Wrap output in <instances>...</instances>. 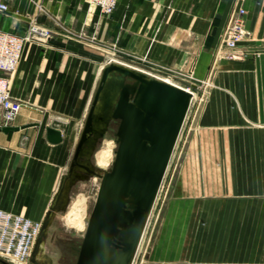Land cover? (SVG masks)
Instances as JSON below:
<instances>
[{"label":"crops","instance_id":"crops-1","mask_svg":"<svg viewBox=\"0 0 264 264\" xmlns=\"http://www.w3.org/2000/svg\"><path fill=\"white\" fill-rule=\"evenodd\" d=\"M5 1L8 11L0 14L1 29L24 36L35 27L37 33L25 44L11 77L10 94L19 110L8 126L11 130L0 128V209L33 221L43 219L65 180L72 148L81 137L94 88L110 56L128 61L146 76L153 73L158 75L154 79L167 77L179 85L190 76L202 82L211 67L227 66H214L213 51L235 0H118L110 15L88 0ZM244 6L247 26L263 36L257 29L264 28V21H257L264 20V0H244ZM100 101L98 107L103 97ZM250 104L264 107L255 101L209 100L207 107L219 109V115L202 118L224 123L220 139L244 141L248 132L234 136L227 124L248 119L244 109ZM255 115L264 119L263 110ZM102 122H97L100 129ZM48 129L58 132L57 142L48 140ZM219 150L225 156L264 155L259 147L226 144ZM211 166L207 199L194 203L207 205L209 219L225 221L224 231L193 229L194 263L264 264V166ZM191 170L195 175L201 169L186 165L184 185ZM218 234L225 242L213 239Z\"/></svg>","mask_w":264,"mask_h":264},{"label":"rangeland","instance_id":"rangeland-1","mask_svg":"<svg viewBox=\"0 0 264 264\" xmlns=\"http://www.w3.org/2000/svg\"><path fill=\"white\" fill-rule=\"evenodd\" d=\"M239 7L245 9L241 40L233 49L219 46L225 22L213 51L212 63L214 66L217 65V62H223L227 66L223 70H220L219 66L211 67L210 73L202 82L196 81L192 76L183 81L195 85L194 88L180 84L192 92L190 93V108H188L168 159L161 183L145 212L139 235L136 234L129 240L130 246L126 254L122 256L108 248L105 233L101 232L103 235H100V231L97 229L103 216L95 213L98 201L103 198L101 191L108 190V186L103 183V178L112 173L116 153L122 146V138H124V136L118 135V127L121 126L122 119L111 116L108 118L109 114L107 113L109 109L114 112L121 104L123 105V101L117 103L120 87L125 85L133 90L136 83L130 75L112 71L106 76L105 84L107 87L105 86L99 92L97 88L101 75L98 77L85 116L87 117L90 113V107H93L95 133L99 132L86 146L89 154L79 157L74 163L77 143L74 144L71 151L72 157L70 156L72 160L69 161L70 165L67 166L68 169L65 174V185L71 181L70 186L61 188L62 180L56 189V197L46 206L43 219L39 221L29 219L31 222L40 225V231L24 264H200L199 262L194 263L192 259L193 229L208 230L210 227H217L220 233L224 231L225 223L222 220L209 219L205 213L207 211L205 203H194L207 199L205 189L210 187L208 168L211 165L217 168L226 162H247L264 166V155L225 156L219 154V148L226 147V144L227 146L264 149V119L262 117L257 119L255 115L257 109L264 111V107L257 108L250 104L244 109L249 112L248 119L225 123L229 125L227 127L232 126L234 136L236 132H248V138L244 141L234 139V141L227 142L220 139L224 132L219 128L224 127V123L219 119L215 122V119L210 121L208 118H202V116L219 115V109L207 107L209 100H229L231 102L247 100L259 102L262 105L264 103V28L257 29L263 36L255 34V31L250 29L246 23L247 10L244 6V0H235L232 10ZM261 15L263 18L264 11ZM263 21L257 22L261 24ZM106 62L110 63L108 65L114 64L144 74V70L116 57L110 56ZM191 68L190 74L193 73ZM150 74L158 76L153 73ZM144 75L146 76V74ZM152 76L147 75L146 77L154 79ZM157 79L162 80L163 78L158 77ZM166 79L168 78L166 77ZM101 97H103V106L98 107L101 103ZM131 100H134L132 92ZM99 116L106 123L103 129L97 125ZM215 128L218 129L215 130ZM91 136L93 138L95 135ZM102 150H108V153L105 162L100 164L97 162V156ZM186 165H195L201 170L195 172V175L192 170L188 172V184L186 181L187 185H184L182 182L183 169ZM194 190L197 192L194 193ZM125 199L128 200L129 198L126 197ZM76 201H79L82 208L78 220L71 224L67 222L66 215ZM124 206L132 210L129 202H126ZM90 221H92L91 224ZM85 228L88 229L86 234H84ZM203 238L205 239L202 236V240ZM120 239L124 245L126 240H123L124 237ZM213 239H216V242H225L224 235L218 234L213 236ZM84 248L87 251H84ZM3 262L16 264L9 259L0 257V264Z\"/></svg>","mask_w":264,"mask_h":264},{"label":"water","instance_id":"water-1","mask_svg":"<svg viewBox=\"0 0 264 264\" xmlns=\"http://www.w3.org/2000/svg\"><path fill=\"white\" fill-rule=\"evenodd\" d=\"M112 71L128 74L135 79L136 83L131 91L134 94V100L129 103L125 101L114 112L109 109L107 113L108 118L111 116L122 119L118 135L124 138H122V146L116 153L112 173L103 178V183L108 186V190L101 191L103 198L96 205L95 213L103 216L99 217L101 218L100 226L97 229L99 231L104 227L110 230L116 225L122 229H128V226L136 223L134 231L138 234L145 212L166 170L168 159L188 111L191 95L166 82L148 78L142 73L114 64L108 65L103 70L98 92L105 88L106 76ZM183 83L186 86L195 87L188 82ZM122 94L123 99L126 100L128 94L126 89ZM93 109L90 107L91 111L86 117L75 149L74 163L79 157L89 154L86 146L99 133H95ZM100 119L99 116L98 121L103 120V118ZM4 130L8 131L11 128L6 127ZM91 135L95 136L92 138ZM47 138L50 142H57L58 132L48 129ZM70 182L65 185L64 180L60 185L61 188H68ZM126 197L129 199L126 200ZM106 200L110 202L106 203ZM126 202L131 204L132 211H124ZM3 264L6 263L3 262Z\"/></svg>","mask_w":264,"mask_h":264},{"label":"built area","instance_id":"built-area-1","mask_svg":"<svg viewBox=\"0 0 264 264\" xmlns=\"http://www.w3.org/2000/svg\"><path fill=\"white\" fill-rule=\"evenodd\" d=\"M117 1L89 0V3L100 13L110 15L115 10ZM7 11L6 1L0 0V14ZM244 15L243 7L230 12L219 41L221 48L233 49L237 46L243 34ZM36 33L37 29L30 27L26 35L18 36L0 27V128L10 126L19 110V103H16L10 94L11 77L22 59L25 44ZM39 231L38 223L31 222L22 215L0 209V257L16 264H24L31 253Z\"/></svg>","mask_w":264,"mask_h":264},{"label":"flooded vegetation","instance_id":"flooded-vegetation-1","mask_svg":"<svg viewBox=\"0 0 264 264\" xmlns=\"http://www.w3.org/2000/svg\"><path fill=\"white\" fill-rule=\"evenodd\" d=\"M126 89L127 91V95H126V100L123 99V90ZM131 87L125 86L123 85L122 87H120L119 89V98L117 99V103H120L121 101H123V103L126 102H132L131 100ZM120 127H118L119 130ZM117 130V132H118ZM124 211H132L130 210L127 206H124ZM130 225V224H129ZM133 226V227H132ZM132 226H128V229H122L119 226H115L114 228H111L110 230H106L104 227L101 228L100 231V235H103V233L105 232V238L107 240V244H108V248H110L111 251L115 252V253H119L122 256L124 254H126V252L128 251V248L130 246V242L129 240H131L136 234L134 229L136 228V223H132ZM86 230H88L87 228H85V232L84 234H86ZM103 232V233H101ZM121 237H124L123 240H126V243L123 245L121 242ZM84 251H87V249L84 248Z\"/></svg>","mask_w":264,"mask_h":264},{"label":"bare ground","instance_id":"bare-ground-1","mask_svg":"<svg viewBox=\"0 0 264 264\" xmlns=\"http://www.w3.org/2000/svg\"><path fill=\"white\" fill-rule=\"evenodd\" d=\"M163 82H166L170 85H173L179 89H182L184 91H187L188 93H192L190 92V90H188L187 88L181 86V85H178L176 83H173L171 80L169 79H162ZM102 124L104 125V119L102 120ZM107 153H108V150H102L101 153L98 154L97 156V162L100 163V164H103L106 160V156H107ZM81 208L82 206L79 204V201H76L72 207H71V210L67 213L66 215V218H67V222L73 224L74 221H77L78 220V216H79V212L81 211ZM144 220V219H143ZM143 222V221H142ZM79 224H80V221H79ZM144 226V225H143ZM139 235V234H138ZM139 239V238H138Z\"/></svg>","mask_w":264,"mask_h":264}]
</instances>
